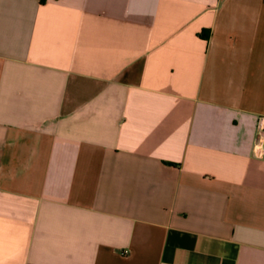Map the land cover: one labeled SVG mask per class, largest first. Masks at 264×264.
I'll use <instances>...</instances> for the list:
<instances>
[{"label":"crops","instance_id":"crops-1","mask_svg":"<svg viewBox=\"0 0 264 264\" xmlns=\"http://www.w3.org/2000/svg\"><path fill=\"white\" fill-rule=\"evenodd\" d=\"M261 116L264 0H0V264H264Z\"/></svg>","mask_w":264,"mask_h":264},{"label":"built area","instance_id":"built-area-1","mask_svg":"<svg viewBox=\"0 0 264 264\" xmlns=\"http://www.w3.org/2000/svg\"><path fill=\"white\" fill-rule=\"evenodd\" d=\"M256 130L257 135L254 143V155L262 157L264 155V116L259 117Z\"/></svg>","mask_w":264,"mask_h":264},{"label":"trees","instance_id":"trees-1","mask_svg":"<svg viewBox=\"0 0 264 264\" xmlns=\"http://www.w3.org/2000/svg\"><path fill=\"white\" fill-rule=\"evenodd\" d=\"M203 35H205V36H208V34H207V33H204Z\"/></svg>","mask_w":264,"mask_h":264}]
</instances>
